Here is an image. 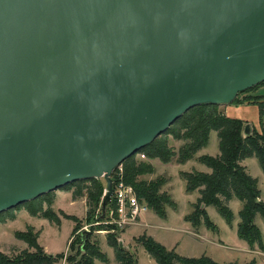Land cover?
Wrapping results in <instances>:
<instances>
[{"label": "water", "instance_id": "obj_1", "mask_svg": "<svg viewBox=\"0 0 264 264\" xmlns=\"http://www.w3.org/2000/svg\"><path fill=\"white\" fill-rule=\"evenodd\" d=\"M262 82L264 0H0V213Z\"/></svg>", "mask_w": 264, "mask_h": 264}, {"label": "trees", "instance_id": "obj_2", "mask_svg": "<svg viewBox=\"0 0 264 264\" xmlns=\"http://www.w3.org/2000/svg\"><path fill=\"white\" fill-rule=\"evenodd\" d=\"M264 82L254 85L240 93L232 103L247 102L257 106L259 129L251 130L248 134H243L245 122L242 119L229 117L219 110L217 105H197L184 112L175 120L163 133L158 135L149 144L141 148L139 153H143L147 159L158 158L162 162H168L173 157L176 162L183 163L189 159L206 166L209 171L197 170L179 171L180 178L184 181V189L187 192L196 191L198 196L191 204V211L184 217L191 225L196 226L203 220L206 227H210L205 207L213 206L218 214L228 223L232 220V212L223 203L221 197L228 200L231 197L240 202L237 212L238 222L236 225L237 236L247 242L249 247L256 245L262 247L261 234L254 223L255 215L262 217L264 222V202L260 199V191L257 187L256 178L250 176L245 168L240 164L244 157L254 156L264 173V93L255 92L256 88ZM215 131L217 139L218 153L216 155L202 154L194 156L196 151L204 147L208 140L209 131ZM171 134L174 139H188L177 151L173 152L166 144V135ZM122 179L132 185L139 200L145 201L158 216H163V204H172V200L159 189L164 180L161 177L145 181L137 180V176L151 172L149 162L142 160L135 161L133 156L120 163ZM82 182H88L82 184ZM72 189V197L85 196V220L91 222L94 208L96 207L100 191L104 187L101 178H90L69 183L61 189ZM53 191L40 195L37 198L24 202L34 203V207L28 208L29 215L39 216L50 222L58 223L59 217L52 210ZM101 202V199H100ZM169 202V203H168ZM112 199L105 206L104 212L97 216V219L108 220V211L112 207ZM43 205V206H42ZM14 218L12 209L0 213V223ZM65 215V214H64ZM4 216V217H3ZM73 218V217H72ZM71 229L70 235L78 228V220ZM212 224V223H211ZM211 228V227H210ZM95 230H108L105 234V243L112 249L116 264H137L133 254L119 245L116 239L120 230L114 224H96ZM112 231H109L111 230ZM91 229L86 233L82 230L70 242V248L77 243L74 254L65 257V264H93L94 259L107 261L103 252L90 239ZM14 237L23 241L25 248L9 255L0 251V264H53L56 259L63 256V253L48 254L37 243L38 232L32 226L26 225L23 230H15ZM135 242L142 245L146 253L157 264H241L237 262L217 263L208 256L184 257L176 254L172 249H166L162 244L153 240L148 235H138ZM249 262L248 264H251Z\"/></svg>", "mask_w": 264, "mask_h": 264}, {"label": "rangeland", "instance_id": "obj_3", "mask_svg": "<svg viewBox=\"0 0 264 264\" xmlns=\"http://www.w3.org/2000/svg\"><path fill=\"white\" fill-rule=\"evenodd\" d=\"M255 92L264 93V84L257 87ZM237 97V96H236ZM233 102L227 105L230 112H234L236 117L246 118L243 122H251L256 124V112L254 106L256 104L243 102ZM222 112L224 106H218ZM259 116L257 111V122ZM247 122V123H249ZM255 129V127H254ZM209 139L205 148L198 149L194 156L202 154L214 155L218 152L216 134L213 130L209 132ZM166 137V144L174 153L179 148L188 142V139H174L171 134ZM200 150V151H199ZM199 154V155H196ZM135 161L142 160L149 162L150 159L143 153H136L133 156ZM150 173H143L137 176V180H151L156 177H161L164 182L159 191L164 192L172 200V204H163L164 214L158 216L150 208L140 215V224L127 226L117 234L116 239L121 242V245L128 249L136 258L137 264H157L143 249L142 245L135 242L133 236L148 235L153 240L162 244L166 249H172L176 254L184 257H198L201 255L208 256L217 263L237 262L241 264H264V222L262 217L255 215L254 223L258 227L262 247L258 248L256 245L249 247L246 241L239 238L236 233V225L238 222L237 212L240 208V202L231 197L226 200L221 197L232 212V220L230 223L226 222L220 216L213 206H206L205 212L210 223V227H206L203 220L200 219L196 226L186 221L184 217L191 211V204L198 196L196 191L187 192L184 189V181L180 178L178 170L180 171H208V169L201 163L197 162L194 158L189 161L178 163L173 157L168 162H162L158 158H152ZM243 164L249 175L257 180V187L260 191V199L264 202V173H262L257 160L254 156H248L243 159ZM88 182H82L87 184ZM66 191V189H58L57 192ZM104 193V187L100 191L98 201L94 212L92 214L91 222L85 220V196L81 199L69 201V196L66 193H61L54 199L51 204L52 210L59 217L58 223L50 222L47 219L39 216L29 215L28 208L34 207V203H22L12 208L14 220H6L5 224H0V251L9 255L16 253L20 249L26 247L25 243L14 237L15 230H23L26 225L32 226L33 230L38 232L36 241L38 245L48 254L63 253V256L56 259L53 264H65V257L75 253L77 243L73 248H70V242L74 239L78 232L85 230L88 232L92 228L90 239L98 249L103 252L107 258L106 262L98 259L93 260V264H115L113 253L110 247L105 243V234L108 230H95L96 224H106L107 220L97 219L100 213V199ZM168 202V203H169ZM43 206V205H42ZM65 214V215H64ZM3 216V217H4ZM73 217V218H72ZM74 220H78V228L71 236L70 232L75 224ZM127 229V230H125ZM174 264H181L175 262Z\"/></svg>", "mask_w": 264, "mask_h": 264}, {"label": "built area", "instance_id": "obj_4", "mask_svg": "<svg viewBox=\"0 0 264 264\" xmlns=\"http://www.w3.org/2000/svg\"><path fill=\"white\" fill-rule=\"evenodd\" d=\"M121 173L120 165L112 172L111 199L113 203L108 211L109 219L107 220V223L114 224L120 231L138 223L140 215L148 209L145 201L139 200L132 185L123 181Z\"/></svg>", "mask_w": 264, "mask_h": 264}, {"label": "crops", "instance_id": "obj_5", "mask_svg": "<svg viewBox=\"0 0 264 264\" xmlns=\"http://www.w3.org/2000/svg\"><path fill=\"white\" fill-rule=\"evenodd\" d=\"M240 103H243V102H240ZM229 105V104H228ZM254 111L256 112V124L258 125V122H257V106H254ZM227 116H229V117H234V118H239V119H242V120H245L246 118H242V117H236V116H234L233 115V113L234 112H230L229 110H228V108H227V105H225V109H224V111H223ZM247 122H249L248 120H247ZM246 122V123H247ZM249 125H250V127H255V129H258V126H255L254 124H252L251 122H249L248 123ZM210 132V131H209ZM215 132V131H214ZM210 134V133H209ZM209 134H208V139H209ZM208 141V140H207ZM203 148H205V146L204 147H202V148H200V150L201 149H203ZM199 150V151H200ZM198 152V151H197ZM218 153V152H217ZM217 153H215L214 155H216ZM196 155H199V154H196ZM244 158H246V157H244ZM243 158V159H244ZM243 159H241L240 160V164L245 168V171L247 172V170H246V167H245V165L243 164ZM151 160L152 159H150L149 160V162L151 163V165L153 166V164H152V162H151ZM190 160V159H189ZM189 160H187V161H189ZM186 162V161H185ZM181 164V163H180ZM206 167V166H205ZM207 168V167H206ZM208 169V168H207ZM178 171H180V170H178ZM200 171V170H199ZM208 171H209V169H208ZM208 171H202V172H208ZM247 174H248V172H247ZM251 176V175H250ZM253 177V176H252ZM59 189H61V188H59ZM72 187L71 188H67L66 189V191H61V192H57V190L58 189H56V190H54L53 191V200H52V202H54V199L57 197V196H59L61 193H66V194H68V196H69V201L71 202V201H73V200H76V199H81V201L83 202V199H82V196H79V197H75V198H73L72 197V195H71V193H72ZM63 190V189H62ZM84 203V202H83ZM85 205V204H84ZM14 220V219H13ZM11 221V220H10ZM138 223L140 224V218H139V220H138ZM138 223H136V225H138ZM1 224V223H0ZM3 224H5V223H3ZM133 225H135V224H133ZM130 226H132V225H130ZM127 228V227H126ZM129 228V227H128ZM127 228V229H128ZM127 229H125V230H127ZM125 231H122L121 232V239H122V234L124 233ZM135 237H137V236H133V238H135ZM123 240V239H122ZM156 241V240H155ZM109 247V246H108ZM112 250V249H111ZM46 251V250H45ZM146 252V251H145ZM113 253V252H112ZM134 256V255H133ZM135 257V256H134ZM95 260V259H94ZM135 260H136V258H135ZM115 261V260H114ZM103 262V261H102ZM106 262V261H105ZM115 264H116V262H115Z\"/></svg>", "mask_w": 264, "mask_h": 264}]
</instances>
